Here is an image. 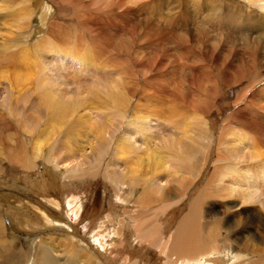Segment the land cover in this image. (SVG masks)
I'll return each mask as SVG.
<instances>
[{
  "label": "rangeland",
  "instance_id": "1",
  "mask_svg": "<svg viewBox=\"0 0 264 264\" xmlns=\"http://www.w3.org/2000/svg\"><path fill=\"white\" fill-rule=\"evenodd\" d=\"M33 1L35 0H24L23 2L24 4L18 2L16 6L22 9L21 12L23 13L24 16L26 15V17L24 18L25 20L24 19L23 20L24 22L26 21L28 24L26 22L25 24L27 25L30 24L28 27L25 28V30H20V31L26 32L25 34H28L27 31L30 32V37H27L26 35V38L24 37L25 39H23V36L25 35H20L22 37L21 42L18 41L14 43V44H19L20 46L19 45L13 46L12 40L13 38H15L17 34V30H16L17 25L21 23L23 20L14 21L11 19V20H7L6 22H4L5 17L1 15L2 11H0V34H1L0 35V46L3 45V42L5 40H9L6 46L7 48L11 47L10 50L18 52L19 50H16L17 48L19 47L23 49L25 48L26 57L21 56L19 59H22V60L21 61L19 60V61L21 63L22 62L25 63L26 66H29L27 69H35V68L37 69V67L39 66L38 71H39L40 65H44L42 66L43 70L45 69L43 72V75L47 79L46 81L50 83L45 86H47L48 88L54 89L53 87H56L59 85L58 89H60V87L61 89L58 90L59 92L57 93V95L62 96L63 94H66V95L68 94L67 95L68 98H66V102L70 101V102L77 103V104H72L73 109L75 108V110H73V116H79L80 122H81V123L79 122L80 124H78V127H77L78 130H77V136H76L77 137L76 144L78 145L83 144L82 142L84 138L82 136L88 128L92 127L93 124L95 125L93 127L92 133L96 131V129L98 128L100 124L98 122L100 121V118H101L99 116V112H103V117L107 118V120L111 122L108 125H106L107 127L106 129L108 131L105 134L106 135L105 138L107 141L106 148H103V149L100 148V146H98L99 144L97 143L96 139H91L89 141L91 143L90 144L91 147L93 144V146L97 148L95 152L99 150L98 151L99 153L97 152L98 154L95 152L94 154L91 151V149L87 148L88 149L87 150L85 148L84 150L85 153L83 151H80L75 159L72 160L70 158L66 160L64 157L63 151H59V153L56 152L57 154H55V156L49 162L45 161V163H43L42 156L44 155V152L52 143H54L55 139L57 140V136L55 134L56 128H54L51 123L46 124V125L40 124L42 122V117L39 119L40 122L36 126H34V123H33L37 119L36 117L38 113L36 109H35V112L31 109L32 104H33L31 102H34L37 96L38 90L36 91L35 87L39 86V81H35L37 84L35 82H33L35 84L31 83V81H30V84L25 83L29 85V87L27 85L25 86V84L21 82V84H23L22 86L23 89L24 88L26 89L28 87L27 90L24 89V92L22 91V93H24L23 98L20 100L22 104L17 103L16 105L15 104L11 105L7 102L8 100H10L9 93L11 92H10L9 81L11 80L10 78H11L12 71L7 70L6 68L0 69V121L2 120V118H4L6 121L13 124V126L15 127L18 126V129H22L21 128L22 123H24L25 125H29L27 127L32 128L34 131L32 135H26L29 138H31L30 143L28 141H25V138L23 136L22 138H24L25 146L26 147L28 146L27 148H28L29 153L30 154L34 153L36 156H40L39 157L40 159L35 162V165L31 169L30 168L27 169L24 167L20 168V167H15V166H9L5 160H3L4 161L3 165L0 164V193H1L0 202L2 204H5L4 207H2V205L0 204V219L2 218V221L0 220V225L3 228L2 232L0 231V237L3 236L2 238L7 239V245L4 243H0V246L3 244L5 245V246L3 245V248L0 249V264H27V261H28V264H36V257L38 253L42 250V248H39L36 245L40 244L41 239H44V241L51 242L52 238H54L53 245L57 250L56 251L51 250V249L49 250L50 258H47L46 256L43 255L42 259L44 261L41 264H69V263L70 264H86V257L84 255H78L79 253H84V252L87 253L89 256H92V259L94 260L92 262L93 263L95 262L94 264H162V261L163 263L165 262V264H171L172 262L174 263V261L178 264L180 260L176 261V260L166 259L159 252L160 250L159 248H161L160 247L161 240H164L166 243L168 240L171 241V239H173L176 236L175 234H178L176 233V231H178L177 230L178 225L185 220L184 218L196 217V218H201L204 222H206V221H209L207 217L204 216L205 213L207 212H212L215 215V219H219L222 217L224 218V215H226L227 210L223 208V205L228 204V202L231 200H234L235 202H237V205L235 206L234 209L236 210L238 208L239 211L238 210L236 211L239 212V217L248 215L251 210H253V212L255 210L257 212H262V214L264 215V210H263L264 202H261L260 201L261 198L259 199V197L255 198V200H257L259 203L257 201H256L257 203L253 202L252 203L253 205L250 203V205H252L251 207L249 204H245V205L243 204L244 206L241 205L240 199L236 197L235 198L220 197V196L212 197L210 195L208 196L206 195V194L212 193V190L219 188L220 184L221 185L224 183L226 184V181L222 182L223 179H220V178L225 179L228 175L227 173L230 172L231 170L234 171L235 169L238 170L239 168L240 170L238 171H240L241 173L240 176L243 181V179L246 180L251 175L250 173H251V170L253 169L252 167H255L254 165L244 166L242 165V163H239L235 158H232L233 159L232 160L231 155L228 154V149L233 147L231 143L232 142L235 143L236 142L235 140H237V138H239L240 136H242L240 138L243 139V140L241 139V141L244 143L247 142L245 141L246 139L245 137L247 138L250 137V134L246 131L245 128L235 126V120L239 119L240 118L239 116H242L243 114L244 115L248 114V112L250 111L248 109L251 107L250 102L254 101L252 99L253 96L259 98V101H261L260 103H263V100H264V97H263L264 96V79H263L264 70L261 69L257 72L253 70V68L251 70L247 69V67H245L246 65L242 67L239 64L236 65L235 62L230 63L231 60L229 59L231 58L227 59L226 57H222L221 60H219L222 65L220 64V66H217L216 68L207 67L206 60L202 57H198V59L191 61L193 63H191L190 61L184 58L182 49L186 48L188 43L184 39V35L180 34L181 31L179 30L181 28L179 26H175V28L173 29L172 27H174L175 22H171L168 19L171 17L174 11L184 9L189 5L191 7L196 2H200L202 0H174V1L166 0L167 2L165 0L164 1L162 0L153 1L152 0V2L151 0H139L140 2L136 0L138 2V5H137V2H135V0H130V1L128 0L127 3L132 1L131 3H128V4L135 5V6L128 5L129 7L127 6L124 0L121 2H118V0H109L111 1V4H110L111 6L108 3L109 1L105 0L106 3L109 5V8H108L109 10H111L110 7L114 8V10L112 9V11H109L108 9H107L108 11L106 10L108 5L104 3L105 2L104 0H103L104 2L102 1V3L103 5L104 4L107 5L106 7L105 5L104 6L102 5L103 7L97 6V4L99 5V3L101 5V2H99L101 0H93L94 2L92 0H78V1L70 0L69 1L71 2L70 4H68V0H61V1L55 0L61 4V5L60 4L58 5L57 9H55V7L53 8V5L49 0H36L38 2L39 12H37L38 11L37 9H34L35 11L34 15H33V8H32ZM144 1L145 2L147 1V2L145 3ZM27 2L31 4H27ZM87 2H89L91 6L88 7L89 3L87 4ZM173 2L174 4H172ZM95 3L97 4L93 5ZM114 3L116 6L114 5ZM123 3L126 4L124 9L122 8L123 6L121 7ZM141 3L143 4L141 5ZM167 3L170 7L167 5ZM1 4L2 3L0 1V6ZM166 7L169 9H167ZM207 7H205L204 13H202L203 16L208 12ZM120 9H122V11H120ZM166 9L169 11H167ZM112 12H114V14ZM167 12L168 13L170 12L169 14H171L172 12V14L168 15ZM202 15H199V18H202L203 17ZM88 17L90 18V20ZM162 17L163 18L165 17L164 19L165 23L162 22L163 20ZM199 18L197 20H199ZM83 19H85V21ZM91 19L93 21H91ZM140 19L143 21H141ZM53 21L56 22L57 27L51 23ZM91 22H92L93 27L90 24ZM49 24L50 25L52 24L51 25L52 27ZM150 24L152 25V27ZM160 25H161V28H160ZM96 26H98V28ZM147 26H150V27H147ZM36 28L39 30H37ZM69 28L70 30H68ZM95 28L97 30L101 29L99 30L100 33ZM156 28L158 30L163 29L161 31L163 35ZM167 28H168L167 35H164L166 34L165 31L167 30ZM146 29L148 32L146 31ZM190 29H192L195 32V28L191 27ZM156 30L159 32L158 34ZM169 30H172V32ZM153 31L154 33H156L154 34L155 36H153V33H152ZM56 33H60V34H56ZM209 33L212 34L213 32L210 31ZM221 33L222 35H225L224 30L223 32L221 31ZM159 34L164 36V38H160L161 35L159 36ZM174 34L175 35L178 34V38ZM59 35L61 37L71 36L72 40L69 44L70 46L67 44H64V42L63 43L60 42V40L59 42H56V39H54L53 36H55L56 38L58 37V39H62L61 37H59ZM156 35L162 40H159V38H156L157 37ZM171 35H174L175 37ZM165 36H166V40H165ZM167 36L170 39H167L168 38ZM3 37L6 39H4ZM232 37H234V35ZM171 38L172 39L174 38V40L176 39V41L172 40ZM83 45H84V48H82ZM191 46L194 47V50L198 49L200 53H205V50L202 46L200 45L198 46V44L196 43H192ZM125 47L127 51L123 50ZM35 48L37 50H35ZM38 52H40L41 54ZM27 54L29 56H27ZM39 58H44V59H41L42 63H41V60H39ZM23 59H25V61ZM95 62H98V63H95ZM45 63L47 64L45 65ZM35 64L36 65L39 64V65H37L36 67ZM227 64H230L231 66L230 71L232 70L231 72L230 71L226 72L228 70ZM185 67L189 70H187ZM200 67H204L205 71L203 70L204 71L203 72L200 69ZM97 70L99 73L97 72ZM177 70L179 71V73L177 72ZM131 71H134V72H131ZM46 72H48L49 75ZM239 72L242 73L240 76H238L239 78L242 75L243 76L245 75L246 78L244 77L245 79L243 78L240 82L235 83L233 85V82H237L239 80V78H237V75L240 74ZM19 73L20 74L22 73L21 78L23 74H26L24 71L19 72ZM29 75L30 74H28V76L26 75L27 77H25L24 75L23 78L24 79L26 78L30 79L31 77L33 78V76H29ZM208 75L209 77L211 76V79L213 81L214 79L216 80L217 86L210 85L207 87V84L206 86H204V79H206ZM221 75H223L224 77L226 76L229 79L228 85L227 84L225 85V83H222L223 76L221 77ZM62 76L65 77L64 79L67 81H65L64 79L62 80L61 79L63 78ZM52 78L53 80L51 81ZM55 79L57 80V82H54L56 81ZM58 80H60V83L62 84L60 83L58 84L59 82ZM50 81L57 83L58 85L57 84L53 85V83H51ZM259 81H261L260 84H258ZM253 82H255V84L253 85V87L255 86V89H251V88H250L251 90L248 89L247 86L251 85V83ZM105 84H110L108 85L109 89L107 88V85ZM123 84L127 86L124 87ZM200 84L203 87H201ZM132 85L133 86L135 85V89L138 90V91L136 90L137 92L133 89ZM5 87L7 88L6 90H4ZM31 87H33V89ZM14 88H15L14 86L13 88L11 86L12 92ZM81 89L85 90L86 92L85 91L83 92V90ZM88 89L89 90L91 89V90L89 91ZM61 90H63V92ZM254 90H255L254 92L255 94L250 97L251 93H253ZM133 93H134V96L132 95ZM69 94L71 96L74 95L73 97L75 96L76 97L72 99V97ZM105 94L110 95V99L105 98L104 97ZM125 94H126L125 97L126 98L128 97V98L124 100L123 97ZM130 94H131V97H130ZM69 98H71L73 101ZM200 98L202 99L200 100ZM39 100H41L44 104H46L47 99L39 98ZM75 100L79 102H76ZM126 103L127 104L129 103V104L127 105ZM243 104H245L246 107ZM83 106H86V108L84 107L85 108L84 109ZM152 106L156 107V109L154 107L152 108ZM182 106H194L196 111L194 112L184 111L182 110L183 108ZM200 106L201 107L203 106V107L201 108ZM169 107L172 108L173 110L175 109L174 111H179L180 113L177 114L176 112L173 113L171 111H168L167 108ZM81 108L84 110L82 111ZM254 108L256 109L257 107H254ZM149 109L151 110L149 111ZM152 109H154V111ZM161 110H164V112H161ZM201 110L203 112H201ZM237 110L239 111L246 110L247 112L240 113V112H237ZM84 112L85 113L87 112V113L85 114ZM199 112L203 115L205 113H207L208 115L205 114L206 116L204 115L203 117V115L201 116ZM234 112L235 113L237 112L236 115L238 116V118L236 115L233 116ZM80 113H84V114L79 115ZM191 113H194L195 115L193 116V114ZM262 113H264V109L258 112V117L257 116L253 117V114H251L252 116L250 115L249 117V114H248L247 117L246 115L245 116L243 115L241 119L245 120L246 124H248V122H251L249 124H253V125H256L257 127H261L263 125L261 123L257 124L258 123L257 121L259 120L258 118L260 117L264 118V114L262 115ZM197 114L198 116L199 115L200 116L195 117ZM145 116H146V119L144 118ZM185 116L187 117L185 118ZM179 117L181 120H179ZM200 117L201 119H203V122L202 121L199 122L198 119ZM193 118H195L194 124L196 126L193 124V121H190V119H193ZM234 118L236 119L234 120ZM251 118H256L257 120L251 119ZM142 121L144 123L146 122L145 125ZM168 121H171V122L169 123ZM181 121L186 123L187 125L184 126L185 124L181 123ZM154 123L157 124L158 126L155 125ZM196 123H198V125ZM162 124H165L164 125L165 127ZM171 124L176 125V127L174 126L176 129L174 127L173 129L171 127L172 126ZM191 124H193L194 126H191ZM177 125L178 126L181 125L183 128H185L184 130H186V127H187L186 133L184 131L183 132L185 134L182 133L183 129L177 128ZM199 125L206 128V129L202 128L204 129L202 131V136L200 135L202 129L198 128ZM142 126L145 128L143 129ZM156 126L157 128L154 129L153 127H156ZM221 128L223 129L221 130ZM147 129H150V130L147 131ZM172 129L176 131L171 132ZM177 129L178 131L181 130V133H179ZM146 131H147V134L149 133L148 134L149 137L147 136V134H144L146 133ZM11 132H14V131L13 130L4 131L1 133V135L8 136L9 138L8 134H10L9 139L11 138L13 139L8 140V142L10 141L9 144L14 145L16 142V139L18 140L20 139L17 134L15 135L14 133H11ZM141 132H143L142 134H144V136L147 138L143 137ZM174 132H177L178 136L181 134V136L178 138L176 136L177 133H174ZM173 133L175 134V137L178 138V141H177V138L176 139L174 138ZM203 133H207L208 135L205 134L204 135L205 138L202 139V137H204ZM109 134L111 135V137ZM157 134L159 135V137H157L158 136ZM167 134L170 136H168ZM232 134L234 135L232 136ZM161 135L162 137H165L163 141H162ZM185 135L190 136V138L188 136L186 138ZM195 135H196V138H199L202 140L201 141L197 139L194 140L195 138L193 136ZM120 136H122L125 140L128 139L133 145L136 144L135 146L138 148L137 151L139 150L138 154L134 152L136 155L135 154L132 155L133 152H132V149L129 148V146L122 147L119 150H114L115 139L119 138ZM151 136H153V139L154 138L155 139L153 140ZM160 137H161V140H160ZM168 137L169 139H166ZM182 137H183V141H182ZM144 138L147 139L145 142L149 141L151 143H155L156 141L159 140L165 143V144H161V142L155 143V145L152 148L153 151L156 150L158 152H161L160 153L161 157L157 160L159 162V168L161 169L160 171L166 172L169 170L168 172H175L177 169H180V167H182L180 171L178 170L174 175H172L173 177L169 175L170 176L169 178L168 176L165 177L164 179L160 178L162 179V181H160L159 183L163 182V184H161L159 189L161 188L164 189L165 187L164 190H169L171 188L174 190V192L177 193V195H175V197L173 198V200L174 201L176 200V201L174 202L172 200V203L170 205H169V200H170L169 198L166 201L163 200L165 202H168V205L170 206V207L169 206L167 207L168 209L165 208L166 209L165 211L161 210L162 208L161 207L162 201L160 200L161 197L160 198H157V197H154V198L146 197L145 198V196L147 195H144L142 191L143 190L142 187L137 186V185L132 186V185H129L128 183H123V181L118 180L111 175L113 172L116 174L122 175L124 171L122 166L125 164V161H127L126 164L130 170L132 168L134 169L133 171L131 170L132 175H135V174L138 175L137 173L138 171L140 174V170L142 171L141 174L144 172L149 173L151 171L152 165L151 163L147 161L146 158L148 157L149 160H151L152 149L146 151L148 152V155H146V153L143 152L145 151L143 149L147 147V145L143 144L142 142L144 141ZM191 139H193L194 141ZM164 140L167 142L175 140V142H177V144L175 143L177 147L174 145L176 148H173V149L176 151H179L180 153L183 152L182 151L183 149L181 150L182 147H180L179 149V145L183 143L179 142V140L184 142V144H187L186 143L187 140L188 142L190 141V143L193 142V146H192L193 150H190L188 154L187 153L182 154V155L185 154L186 156L185 155L184 156L189 159L183 158L182 160H180L181 164L177 165L176 160L171 158V155H170L175 151L172 149V147H168V145H166V142H164ZM140 142H141V145H140ZM196 142L199 144L201 142V144L203 143L205 146L203 147V144L202 145L200 144V147H199V144L197 145ZM219 143H221L222 146L219 145ZM69 145L70 146L72 145V137H71V143H69ZM194 146L196 150L194 149ZM164 149L166 151H164ZM162 150L164 151V153ZM1 151H2V148L0 146V152ZM115 151L121 152L118 157ZM40 152H42V154ZM124 153L127 156H124ZM197 153L199 157L197 156ZM140 154L143 158H140L141 157ZM166 154L167 155L169 154V156H166ZM95 155L99 157L97 156L94 157ZM110 155H112L113 158ZM91 156L93 157L90 158ZM91 159L92 161L90 162ZM186 159L187 161L191 160L192 162L191 163L186 162ZM108 160L109 161L113 160V161H111V163L109 164ZM25 161H27V159H25ZM52 161H54V163ZM143 161H146V162H143ZM182 162L184 163L186 162L185 163L186 166L188 165V163H190V165H188L189 169H187V167L184 166ZM87 163H89V165ZM228 165H230L231 167L230 170L226 168L228 167ZM175 166H178L179 168ZM46 168H51L57 173L60 172L59 175L56 176V180L59 186L58 191H57L58 192L57 197L59 198V201H61V203L62 202L64 203V205L63 204L62 205L65 206V201L72 200L73 207L74 206L76 207V204H77L79 208L78 207L76 208H78L80 214H82L81 220H83V222H81L80 218H75L73 217L74 215L66 213V211L65 213L62 214L63 217H65V219L69 218L70 221H73L75 219L74 220L75 229L72 228L71 230L73 238L75 239V241L78 242L77 245H74L79 249L78 253L76 251L77 256L75 258L72 256H69V253H66L64 251L66 246L72 245L70 240L66 238L67 234L65 232H57L55 230L50 231L51 229L50 230L48 229L49 226L42 227V225L45 224L43 221L41 222L33 221V220H39L41 217V213L39 212L33 213L31 211L32 209L28 210V218L31 221H33V223L26 230L21 229L17 222L11 221V219H9L7 214L4 213L5 212L4 208L6 207V204L8 203V199L12 198L11 200H13L12 196L14 195H17L18 198L21 199L23 196V192H25V189L23 187L22 180H21V178L24 176L23 174L26 172L29 176H31L32 179L48 177L49 173ZM224 168L226 170H224ZM110 170L112 171L110 172ZM188 170L191 171L190 174L188 173L189 172ZM181 171L182 172L184 171V174ZM213 171H214V177L211 179L210 176L211 174H213ZM222 171L225 173H223ZM260 173L257 172L258 174L257 180L260 182V184L264 188V176L262 173L261 174ZM62 181L68 182L69 185H65V186L61 185ZM169 182L171 185L168 184ZM181 183L185 185L183 184L181 185ZM238 184L242 185L243 183L241 181H238ZM214 185H216L217 187ZM159 191H160V195L162 196L163 192L161 190ZM259 193H261L262 195V192H259ZM49 194L53 196V193L51 191L48 193V195ZM26 195L29 196L27 193ZM34 199L35 198H31V200L33 201ZM79 202H80V205H79ZM181 208L183 211H181ZM247 209H251V210H247ZM242 210H245V211H242ZM155 213L157 215H155ZM175 215L177 216L175 217ZM83 217L84 218L90 217V220L88 221L91 224H93L92 226H95L97 229L96 231H94V235H93V232L91 233V236H93V238L95 237V232L102 234L100 238L102 236L103 238H105L104 235L108 232L110 238L112 239L111 241L107 240L108 243L109 241L111 242L110 253L108 252L107 254L98 255L94 250H92L91 246H87V244L83 240L84 235H83V230L81 227V225H83L87 219L84 221ZM168 217L175 218L176 220L173 224L170 225L172 226L170 231H165L166 227L168 226V223L166 222ZM262 217L264 219V216ZM137 219L138 220L147 219V220H150L151 222L148 228L141 233V237H140L142 238L141 240H139L138 233L136 232L135 227H134L135 224L137 223ZM256 219L257 218L254 219L252 217L251 220H253V222H250V221L243 222L244 225L251 226L254 229V231H251V232L250 230L252 229L247 230L253 235L252 238L249 240L244 238L243 236H246L247 233L246 231H243L242 235L236 234L235 241L237 243L234 242L235 236H232L231 233L228 234L224 226H221L222 227L221 228L220 225L215 226L214 224L212 233L215 234L216 242L218 240H224L225 237H228L224 245L226 247L221 245L222 244L221 242L215 243L216 247L218 248V252L215 253L217 254L215 255V259L221 260L222 264L224 262L227 263V261H229L232 264L234 263L236 264L237 262H241V261L247 262L248 260L250 261L251 264H259L257 254H256L257 256L254 254L251 255L247 253L246 251H243L244 249L239 248L241 243L244 241L246 245H249L252 248L259 249L261 247H264V229L260 230L259 228L260 225L257 224ZM72 224H69V225L71 226ZM16 227H18L19 229ZM196 230H197L198 238H202L201 236L203 237L206 236V234L202 231V228L198 227ZM257 232H259L260 234H258ZM119 233H121L122 237H120ZM146 238L148 240H152L150 243H153V244H149L148 247L141 246L142 242L146 240ZM226 243L228 245H226ZM12 244L18 245L20 247L19 251L21 252L13 250L11 247ZM92 244H93V241H92ZM211 244L212 243H210L209 245ZM172 255H174V253ZM54 259L56 262L54 261Z\"/></svg>",
  "mask_w": 264,
  "mask_h": 264
},
{
  "label": "bare ground",
  "instance_id": "2",
  "mask_svg": "<svg viewBox=\"0 0 264 264\" xmlns=\"http://www.w3.org/2000/svg\"><path fill=\"white\" fill-rule=\"evenodd\" d=\"M1 1V6H0V11L1 12V15H3L5 17V20L4 22H6L7 20H14V21H19V20H23L26 15L24 16L23 13L21 12L22 9L19 8V7H16L17 6V3L20 2V3H23V1L21 0H0ZM52 5H53V8L55 7V9L58 8V5L60 4L58 1H55V0H49ZM61 1V0H60ZM70 0H68V4H70L71 2H69ZM78 1V0H77ZM93 1V0H92ZM103 0L99 1L101 2V5L99 3V5L97 3L93 4V5H96L101 7L103 5L102 3ZM105 1V0H104ZM103 1V2H104ZM109 1V0H107ZM123 0H118V2H121ZM128 5H134V4H128V3H131V2H128V0H124ZM130 1V0H129ZM139 1V0H138ZM155 1V0H153ZM164 1V0H162ZM166 1V0H165ZM171 1H174V0H171ZM26 2V1H25ZM44 2V1H43ZM42 2V3H43ZM57 2V3H56ZM63 2V1H62ZM94 2V1H93ZM124 2V3H125ZM135 2H137L135 0ZM140 2V1H139ZM142 2V1H141ZM145 2V1H144ZM147 2V1H146ZM145 2V3H146ZM152 2V0H151ZM158 2V1H157ZM167 2V1H166ZM33 3V15L35 13L34 9H37L39 12V9H38V2L35 0L32 2ZM41 3V4H42ZM50 3V4H51ZM79 3V2H78ZM89 2H87L88 4ZM92 3V2H91ZM106 3V1L104 2ZM109 5L111 4V1L108 2ZM121 5V7L124 9L125 5L124 4ZM134 3V2H133ZM150 3V1H149ZM163 3V2H161ZM171 3V2H170ZM169 3V4H170ZM24 4V3H23ZM27 4H31V3H28ZM86 4V5H87ZM107 4V3H106ZM143 3H141L142 5ZM174 4V2L172 3ZM182 4V3H181ZM61 5V4H60ZM105 5V4H104ZM103 5V6H104ZM108 5V4H107ZM105 5V7L107 6ZM109 5L107 6L106 10L109 8ZM113 5V3H112ZM115 5V3H114ZM137 5H138V2H137ZM145 5V4H144ZM148 5V4H147ZM161 5V4H160ZM163 5V4H162ZM166 5V3H165ZM164 5V6H165ZM168 5V3H167ZM171 5V4H170ZM42 6V5H40ZM84 6V5H83ZM91 6V4L89 3L88 4V7ZM102 6V7H103ZM111 6V5H110ZM116 6V5H115ZM126 6V7H127ZM135 6V5H134ZM140 6V4H139ZM138 6V7H139ZM169 6V5H168ZM167 6V7H168ZM172 6V5H171ZM208 6V7H207ZM28 7V6H26ZM51 7V6H50ZM129 7V6H128ZM137 7V8H138ZM143 7V6H142ZM146 7V6H145ZM166 7V8H167ZM170 7V6H169ZM205 7H207V13L203 16L202 13H204V9ZM44 8V7H43ZM94 8V7H93ZM111 10L109 11H112V9L114 10V8L110 7ZM161 8V7H160ZM75 9V8H74ZM127 9V8H125ZM143 9V8H141ZM169 9V8H167ZM166 9V10H167ZM180 9V8H179ZM107 10V11H108ZM24 11V10H23ZM49 11V10H48ZM60 11V10H58ZM68 11V10H67ZM120 11H122V9H120ZM169 11V10H167ZM114 14V12H112ZM131 13V12H130ZM162 13V12H161ZM168 13V12H167ZM166 13V14H167ZM170 13V12H169ZM168 15H171L169 14ZM69 14V13H68ZM71 14V13H70ZM129 14V13H128ZM55 15V14H54ZM136 15V14H135ZM159 15V13H158ZM199 15H202L203 17L202 18H199ZM74 16V15H73ZM127 16V14H126ZM166 16V15H165ZM49 17V16H48ZM68 17V16H67ZM157 17V16H156ZM35 18V17H34ZM83 18V17H82ZM89 18V17H88ZM141 18V17H140ZM163 18V17H162ZM168 18V17H167ZM166 18V20H167ZM173 18V19H172ZM199 18V20H197ZM87 19V18H86ZM164 19L165 17L163 18L162 22H164ZM194 19V20H193ZM25 20V19H24ZM24 20L19 23L16 27V30H17V34L15 36V38H13V46H17L19 44H14L15 42H18L22 40V37L20 35H25L23 36V39L26 38V35L27 37H30V32L27 31V33L29 34H25L26 32H23V31H20V30H25L26 27H28L29 25L25 24ZM30 20V19H29ZM85 21V19H83ZM82 20V21H83ZM90 20V18H89ZM141 20V19H140ZM169 21L171 22H175L172 23L174 24V27H172L173 29L175 28V26H179L181 29L179 31H181V35L183 34L184 35V39L186 40V42L188 43L187 47L182 49L183 50V54H184V58L188 61H194L195 59H198V57H202L206 60V65L207 67H213V68H216L217 66H220V61L222 57H226L227 59L231 60V62H235L236 65H241L242 67H244V65H246L245 67H247V69H252L255 70V71H259L261 69L264 70V0H202L200 2H196L195 4H193L191 7L190 5L187 6L186 8L184 9H181V10H176L173 12V14L171 15V17L168 19ZM83 21V22H84ZM91 21H93L91 19ZM103 21V20H102ZM143 21V20H141ZM159 21V20H158ZM13 22V21H12ZM11 22V23H12ZM90 22V21H88ZM150 22V21H149ZM167 22V21H166ZM31 23V22H30ZM54 26H56V22H51ZM165 23V22H164ZM168 23V22H167ZM51 24V25H52ZM85 24V23H83ZM92 25V22L90 23ZM144 24V23H143ZM146 24V23H145ZM171 24V23H170ZM11 25V24H10ZM15 25V24H14ZM50 25V24H49ZM50 25V26H51ZM97 25V24H96ZM151 25V24H150ZM13 26V24H12ZM59 26V25H58ZM154 26V25H153ZM159 26V25H158ZM157 26V27H158ZM38 27V26H37ZM52 27V26H51ZM57 27V26H56ZM69 27V26H68ZM93 27V25H92ZM98 28V26H96ZM101 27V25H100ZM99 27V28H100ZM147 27H150V26H147ZM152 27V25H151ZM156 27V26H155ZM170 27V28H171ZM191 27L195 28V32L190 29ZM160 28H161V25H160ZM177 28V27H176ZM37 29V28H36ZM96 29V28H95ZM102 29V27H101ZM99 29V30H101ZM157 29V28H156ZM39 30V29H37ZM70 30V28L68 29ZM97 30V29H96ZM99 30H97L99 32ZM154 30V28H153ZM158 30V29H157ZM157 34L159 33L158 31H161V30H158ZM225 32V35H222L221 31ZM104 31V30H103ZM145 31V30H144ZM147 31V29H146ZM150 31V30H149ZM167 31H168V28L167 30L165 31L166 34L164 35H167ZM172 32V30H169ZM175 31V30H174ZM212 31L213 33L210 34L209 32ZM13 32V31H12ZM66 32V31H64ZM93 32V31H92ZM148 32V31H147ZM100 33V32H99ZM153 33V36H155L154 34V31L152 32ZM175 33V32H174ZM177 33V32H176ZM56 34H60V33H56ZM66 34V33H65ZM72 34V33H71ZM70 34V35H71ZM147 34V33H146ZM163 35V33H161ZM159 34V36L161 35ZM169 34V33H168ZM1 35V34H0ZM62 35V33H61ZM73 35V34H72ZM71 35V36H72ZM160 38H164V36H162ZM175 35V34H174ZM171 35L173 37L177 36L178 38V34L177 35ZM234 35V37H232ZM7 36V34H6ZM64 36V34H63ZM71 36H65V37H61L59 35V37H61L62 39H58V37L56 38L55 36L54 39H56V42H64V44H67L69 45L71 40H72V37ZM94 36V35H93ZM106 36V35H105ZM104 36V37H105ZM157 36V35H156ZM170 36V37H171ZM5 37V36H4ZM3 37V38H4ZM25 37V38H24ZM103 37V36H102ZM168 37V36H167ZM114 38V37H113ZM153 38V37H152ZM156 38H159L158 36ZM159 40H162L160 39ZM183 38V37H182ZM6 39V38H4ZM43 39V38H42ZM115 39V38H114ZM117 39V38H116ZM145 39V38H144ZM167 39H170L169 37ZM172 39V38H171ZM17 40V41H16ZM85 40V39H84ZM103 40V39H102ZM106 40V39H105ZM121 40V39H120ZM164 40V39H163ZM165 40H166V36H165ZM174 40V38L172 39ZM179 40V39H178ZM2 41V40H1ZM9 40H5L3 42V45L0 46V69L1 68H6L7 70H10L12 71V74H11V80L9 81V85H10V100H8L7 103L9 104H17V103H21V99L23 98V94L22 91L24 92V89H23V84L22 83H29L30 84V81L31 83L35 82V81H39V88L38 87H35V90L37 91V96L35 98V101L34 102H31L33 103L32 104V107L31 109L35 112V109L37 110V119L33 122L34 123V126H36L39 122H40V118L42 117V122L40 124H43V125H46V124H49L51 123L53 125L54 128H56L55 130V134L57 136V140L55 139L54 143H52L47 149L46 151L44 152V155L42 156V160H43V163L46 162H49L54 156L55 154L59 153V151H63V154H64V157L66 160L68 159H75L78 155V153L80 151H83L85 150V148H89L91 149V151L94 153L97 148L95 146H93L92 144V147H91V143L89 142L91 139H96L97 143L99 144L98 146H100V148H106L107 147V141H106V138H105V134L108 132L107 131V127L106 125H108L111 121H108L107 118L103 117V112H99V116L101 117L100 118V121L98 123L99 126L98 128L96 129V131L94 133L93 132V127L95 124L92 125V127L88 128L86 130V132L83 134V144L82 145H78L76 144V140H77V130H78V124H80V117L79 116H73V110H75V108L73 109V105L72 104H77V103H74V102H66V98H68V94H61L62 96H58L57 93L59 92L58 90L61 89H58L59 87V83H60V80H58V84L57 83H54V82H57L54 81V82H51L53 80V78L51 79V83L54 84H57L58 86L56 87H53L54 89H51V88H48L47 86L45 85H48L50 84L49 82H47L45 76L43 75V67L44 65H40V68H39V71H38V67L37 65L39 64H35V66L37 67V69H27L29 66H26L25 63H21L20 61L22 59H19L21 56H25L26 55V50L25 48H17L16 50H19L18 52L17 51H13V50H10V48H7V43H8ZM80 41V40H79ZM117 41V40H116ZM169 41V40H168ZM176 41V39L174 40ZM25 42V41H24ZM46 42V41H45ZM47 43V42H46ZM97 43V42H96ZM106 43V42H105ZM123 43V42H122ZM158 43V42H157ZM192 43H196L198 44V46H202L205 50V53H200V51L198 49L194 50V47L191 46ZM88 44V43H87ZM121 44V42H120ZM25 45V44H24ZM144 45V44H143ZM10 46V45H9ZM12 46V45H11ZM20 46V45H19ZM38 46V45H37ZM70 46V45H69ZM140 46V45H139ZM43 47V46H42ZM41 47V48H42ZM182 47V45H181ZM45 48V47H44ZM84 48V45L83 47ZM87 48V47H86ZM122 48V47H121ZM35 50H37L35 48ZM43 50V49H42ZM123 50H126V47L123 49ZM33 51V50H32ZM39 51V50H38ZM90 51V50H89ZM121 51V50H120ZM127 51V50H126ZM168 51V49H167ZM41 52V51H40ZM38 52V53H40ZM43 52V51H42ZM70 52V51H69ZM46 53V52H45ZM50 53V51H49ZM41 54V53H40ZM103 54V53H102ZM27 56H29L27 54ZM103 56V55H102ZM137 56V55H136ZM174 56V55H173ZM26 57V56H25ZM33 57V56H32ZM36 57V55H35ZM116 57V56H115ZM128 57V55H127ZM168 57V56H167ZM84 58V57H83ZM103 58V57H102ZM26 59V58H25ZM25 59H23L25 61ZM31 59V57H30ZM33 59V58H32ZM41 59H44V58H39V60ZM79 59V57H78ZM174 59V57H173ZM20 60V61H19ZM38 61V60H37ZM90 61V60H89ZM96 61V60H95ZM126 61V60H125ZM222 62V61H221ZM34 63V62H33ZM41 63H42V60H41ZM91 63V62H90ZM95 63H98V62H95ZM136 63V62H135ZM161 63V62H160ZM193 63V62H191ZM189 63V64H191ZM47 63H45L46 65ZM107 64V63H106ZM104 64V65H106ZM129 64V63H128ZM133 64V63H132ZM157 64V63H156ZM162 64V63H161ZM24 65V66H22ZM34 65V64H33ZM94 65V64H93ZM97 65V64H96ZM99 65V64H98ZM109 65V64H108ZM222 65V64H221ZM225 65V64H224ZM87 66V65H86ZM46 67V66H45ZM168 67V66H167ZM237 67V66H236ZM50 68V67H49ZM157 68V66H156ZM155 68V69H156ZM186 68V67H185ZM230 64H227V71L226 72H229L230 71ZM239 68V67H238ZM255 68V69H254ZM27 69V70H26ZM47 69V68H46ZM97 69V68H96ZM187 69V68H186ZM200 69L203 71H205V68L204 67H200ZM133 70V69H132ZM189 70V69H187ZM24 71L26 74H23L22 75V78H21V74L19 72H22ZM57 71V70H56ZM136 71V70H134ZM134 71H131V72H134ZM138 71V70H137ZM172 71V70H171ZM203 71V72H204ZM223 71V70H222ZM232 71V70H231ZM230 71V72H231ZM241 71V69H240ZM253 71V72H255ZM9 72V71H8ZM98 72V70H97ZM177 72L179 73V71L177 70ZM176 72V74H177ZM48 73V72H46ZM99 73V72H98ZM172 73V72H171ZM240 74L237 75V78H239L238 76H240L242 73L239 72ZM247 73V72H246ZM28 74H30L29 76H33V78L31 77L30 79L29 78H26L24 79L23 76L25 75V77L28 76ZM45 74V73H44ZM61 74V73H60ZM59 74V76H60ZM135 74V73H134ZM229 74V73H228ZM232 74V73H230ZM27 75V76H26ZM49 75V73H48ZM64 75V74H62ZM188 75V74H187ZM55 76V74H54ZM223 75H221L222 77ZM230 76V75H229ZM234 76V75H232ZM63 77V76H62ZM236 77V75H235ZM234 77V78H235ZM245 77V75L241 76L239 78V80L237 82H233V85L235 83H238L240 82L243 78ZM61 78V77H59ZM65 77L61 78L62 80L64 79ZM132 78V76H131ZM225 76H223L222 78V83H225V85L227 84L228 85V82H229V79ZM236 78V79H237ZM246 78V77H245ZM244 78V79H245ZM58 79V78H57ZM67 79V78H66ZM92 79V78H91ZM179 79V78H178ZM264 79V78H263ZM50 80V79H48ZM65 80V79H64ZM93 80V79H92ZM97 80V79H95ZM67 81V80H65ZM82 81V80H81ZM91 81V80H90ZM236 81V80H234ZM262 81V80H261ZM261 81L258 82V84L261 83ZM93 82V81H92ZM95 82V81H94ZM97 82V81H96ZM36 83V82H35ZM33 83V84H35ZM85 83V82H83ZM102 83V82H101ZM137 83V81H136ZM142 83V82H141ZM37 84V83H36ZM62 84V83H60ZM207 84V87L208 86H217V83H216V80L214 79V81L211 79V76L209 77H206V79H204V86H206ZM255 84V82L251 83V85H248V89H255V86L253 87V85ZM27 84H25L26 86ZM43 85V86H41ZM52 85V84H51ZM52 85V86H53ZM74 85V84H73ZM107 85V88H108V85L110 84H105ZM11 86L13 88V86L15 87L13 92H12V89H11ZM29 87V85H27ZM31 86V85H30ZM61 86V85H60ZM63 86V85H62ZM65 86V85H64ZM67 86V85H66ZM83 86V85H82ZM123 86H127V85H124ZM122 86V87H123ZM133 86V85H132ZM137 86V85H136ZM201 87H203L201 84H200ZM231 86V85H230ZM28 87L25 89L27 90ZM85 87V85H84ZM90 87V86H89ZM94 87V86H93ZM111 87V86H109ZM245 87V88H247ZM33 89V87H31ZM67 88V87H66ZM87 88V87H86ZM101 88V86H100ZM106 88V87H105ZM113 88V87H111ZM218 88V87H217ZM7 88L5 87L4 90H6ZM31 89V91H32ZM109 89V88H108ZM133 89L136 91L137 89H135V85L133 86ZM132 89V90H133ZM250 89V90H251ZM257 89V88H256ZM83 90V89H81ZM89 90V89H88ZM91 90V89H90ZM89 90V91H90ZM111 90V89H110ZM113 90V89H112ZM131 90V89H130ZM181 90V89H180ZM63 92V90H61ZM65 91V90H64ZM85 90H83L84 92ZM138 91V90H137ZM136 91V92H137ZM176 91V90H175ZM261 91V90H260ZM61 92V93H62ZM81 92V91H80ZM82 92V93H83ZM86 92V91H85ZM108 92V91H107ZM118 92V91H117ZM255 90L253 91V93H251L250 97L253 96L255 93ZM35 93V91H34ZM92 93V92H91ZM132 93V92H131ZM182 93V92H181ZM194 93V92H193ZM260 93V92H259ZM8 94V96H9ZM29 94V93H28ZM89 94V93H88ZM139 94V93H138ZM246 94V92H245ZM70 95V94H69ZM91 95V94H90ZM134 96V93L132 94ZM193 95V94H192ZM27 96V95H26ZM71 96V95H70ZM74 96V95H73ZM72 97L75 98V97ZM119 96V95H118ZM126 94L124 95V100L127 99L126 97ZM184 96V94H183ZM187 96V95H186ZM105 98H108L110 99V95L108 94H105L104 96ZM130 97H131V94H130ZM194 97V96H193ZM244 97V95H243ZM264 97V96H263ZM42 98H45L47 99L46 101V104H44L41 100ZM84 98V97H83ZM192 98V97H191ZM197 98V97H196ZM8 99V98H7ZM71 99V98H69ZM68 99V100H69ZM71 99V100H72ZM194 99V98H193ZM202 98H200L201 100ZM252 99L254 101L250 102L251 104V107L248 109L250 110L248 112L249 114V117L251 114H253V117L257 116L258 117V112L260 110H263L264 109V100H263V103H260L261 101H259V98L253 96ZM44 101V100H43ZM73 101V100H72ZM76 101V100H75ZM110 101V100H109ZM123 101V100H122ZM127 101V100H126ZM196 101V100H195ZM257 103H256V102ZM76 102H79V101H76ZM117 102V100H116ZM124 102V101H123ZM128 102V101H127ZM204 102V101H202ZM178 103V102H177ZM22 104V103H21ZM26 104V103H25ZM71 104V105H70ZM80 104V103H79ZM127 104V103H126ZM129 104V103H128ZM127 104V105H128ZM173 104V103H172ZM190 104V103H189ZM198 104V103H196ZM7 105V104H6ZM191 105V104H190ZM245 107L246 105L243 104ZM3 106V105H2ZM81 106V105H80ZM106 106V105H105ZM148 106V104H147ZM257 107L256 109L254 107ZM12 107V106H10ZM35 107V108H34ZM86 108V106H83V108ZM154 106H152L153 108ZM159 107V106H158ZM182 110L184 111H190V112H194L196 111V109L194 108V106H182ZM196 107V106H195ZM201 107V106H200ZM203 107V106H202ZM201 107V108H202ZM205 107V105H204ZM9 108V107H8ZM84 108V109H85ZM106 108V107H105ZM151 108V106H150ZM156 109V107H154ZM164 108V107H162ZM84 109L81 108V110L83 111ZM126 109V108H125ZM199 109V108H198ZM204 109V108H203ZM207 109V108H206ZM79 110V109H78ZM88 110V108H87ZM151 109H149L150 111ZM154 111V109H152ZM168 111H171L173 113H180L179 111H174L172 108H167ZM90 111V110H89ZM126 111V110H125ZM156 111V110H155ZM200 111V110H199ZM161 112H164V110H161ZM198 112V111H197ZM201 112H203L201 110ZM237 112H240V113H245L247 112L246 110H242V111H239L237 110ZM236 112V113H237ZM85 113V112H84ZM84 113H80L79 115H82ZM87 113V112H86ZM85 113V114H86ZM200 113V112H199ZM198 113V114H199ZM229 113V112H228ZM236 113L234 112L233 116L236 115ZM141 114V113H140ZM184 114V113H183ZM193 114V116L195 115L194 113H191ZM198 114L195 116V117H199ZM201 114V113H200ZM206 115H208L207 113H205ZM204 114V115H205ZM248 114L246 115V117L248 116ZM264 113H262L263 115ZM41 115V116H40ZM189 115V113H188ZM203 114H201L202 116ZM203 115V117H204ZM205 115V116H206ZM244 115V114H243ZM242 115V116H243ZM244 115V116H245ZM86 116V115H85ZM192 116V115H191ZM189 116V117H191ZM192 116V117H193ZM231 116V117H233ZM237 116V115H236ZM242 116H239L240 118L235 120L236 118H234L235 120V126L236 127H241V128H245L246 131L250 134V137L247 138L245 137V141H247L246 143L242 142L240 137L237 138V140H235L236 142L235 143H231L233 145L232 148H229L228 149V154L231 155V159L232 158H235L239 163H242V165L246 166V165H254L255 167H252L251 169V175L243 181L241 179V173L239 168L238 170H231L230 172H228L227 174V177L224 179V178H220V179H223L222 182H225L226 181V184H220L219 188L215 189V190H212V193H209V194H206L207 196L210 195L212 197H215V196H220V197H231V198H239L240 199V204L241 205H245V204H249L250 203L252 204L253 202L255 203L257 200H255L256 197H259L260 201L261 202H264V188L263 186L260 184V182L257 180V172H261L264 176V118L260 117L258 118L259 120L257 121L258 123L257 124H262L263 126L261 127H257L256 125H253V124H249L251 122H248V124H246V121L241 119ZM252 116V115H251ZM149 117V116H147ZM184 117V115H183ZM187 116H185L186 118ZM256 117V118H257ZM111 118V117H109ZM146 119V116L144 117ZM209 118V117H208ZM238 118V116H237ZM256 118H251V119H255L257 120ZM83 119V118H82ZM150 119V118H149ZM148 119V120H149ZM166 119V118H165ZM210 119V118H209ZM84 120V119H83ZM151 120V119H150ZM153 120V119H152ZM179 120L180 117H179ZM184 120V119H183ZM187 120V119H186ZM194 120L195 118L193 119H190V121H193V124H194ZM197 120V119H196ZM199 122H203V119H201V117L198 119ZM197 120V121H198ZM147 121V120H146ZM157 121V120H156ZM251 121V120H249ZM21 122V121H20ZM19 122V123H20ZM28 122V121H27ZM80 122V123H79ZM143 122V121H142ZM148 122V121H147ZM163 122V121H162ZM166 122V121H165ZM169 123L171 121H168ZM167 122V123H168ZM198 122V123H199ZM255 122V121H253ZM144 123V122H143ZM142 123V124H143ZM146 123V122H145ZM144 123V125H145ZM150 123V122H149ZM181 123L185 124L184 126H186L187 124L182 122ZM198 123H196L198 125ZM155 124V123H154ZM159 124V123H158ZM176 124V123H175ZM193 124H191V126H194ZM200 124V123H199ZM210 124V123H209ZM18 125V124H17ZM143 125V126H144ZM148 125V123H147ZM157 125V124H155ZM163 126L165 124H162ZM172 125V124H171ZM27 126L29 125H25L24 123H22V129H18V126L15 127L13 126V124H11L10 122L6 121L4 118H2V120L0 121V146L2 148V151L0 152V164L3 165L4 161L5 160L7 162V164L9 166H15V167H20V168H27V169H31L34 165H35V162L38 161L40 158V156H36L34 153L30 154L29 151H28V146L26 147L25 146V142H24V138H25V141H28L30 143L31 141V138H29L28 136L26 135H32V133L34 132L32 128H28ZM142 126V127H143ZM158 126V125H157ZM156 127H153L154 129L157 128ZM176 127V125H172L171 127ZM181 126V125H180ZM177 125V128L179 129H183L182 130V133H186V130H187V127H186V130H184L185 128H182ZM196 126V125H195ZM199 125V129H202V128H205L203 126ZM205 126V125H204ZM207 126V125H206ZM46 127V126H45ZM151 127V126H150ZM165 127V126H164ZM174 127V128H175ZM209 127V126H208ZM47 128V127H46ZM109 128V127H108ZM145 127H143L144 129ZM148 128V127H147ZM159 128V127H158ZM173 128V129H174ZM192 128V127H191ZM197 128V127H196ZM235 128V127H234ZM80 129V128H79ZM142 129V128H141ZM171 130V132L173 131H176V130ZM176 129V128H175ZM206 129V128H205ZM223 128H221L222 130ZM236 129V128H235ZM8 130H13L14 132H11V133H14L15 135L17 134L19 139H16V142L14 145H11L9 144L8 140H12L13 138L9 139L10 138V134L9 135V138L8 136H4V135H1L2 132L4 131H8ZM36 130V128H35ZM150 130V129H147V131ZM152 130V129H151ZM158 130V129H157ZM204 129L201 130V136H202V131ZM20 131V132H19ZM139 131V130H138ZM147 131L146 133L144 134H147ZM178 131V129H177ZM184 131V132H183ZM194 131V130H192ZM191 131V132H192ZM200 131V130H199ZM140 132V131H139ZM165 132V131H164ZM179 133H181V130L178 131ZM196 132V131H195ZM198 132V131H197ZM209 132V131H208ZM244 132V130H243ZM40 133V132H39ZM43 133V132H42ZM143 132H141L142 134ZM163 133V132H162ZM167 133V132H166ZM169 133V132H168ZM174 133H177V132H174ZM173 133L174 135V138L176 139L177 137L179 138L181 136V134L178 136V133L176 134L177 137H175V134ZM184 133V134H185ZM194 133V132H193ZM234 133V132H233ZM238 133V132H237ZM241 133V132H240ZM44 134V133H43ZM143 135V137H145ZM149 134V133H148ZM147 134V136H148ZM159 134V133H158ZM157 134V135H158ZM196 134V133H195ZM207 134V133H203V136ZM14 135V136H15ZM110 135V134H109ZM113 135V134H112ZM141 135V136H142ZM168 135V134H167ZM208 135V134H207ZM219 135V134H218ZM234 134H232L233 136ZM22 136L24 138H22ZM117 136V135H116ZM164 136V135H163ZM166 136V135H165ZM170 136V135H168ZM184 136V135H182ZM186 138L188 135H185ZM192 136V135H191ZM239 136V135H238ZM249 136V135H248ZM51 137V136H50ZM71 137H72V145L70 146L69 143H71ZM111 137V135H110ZM141 137V138H143ZM149 137V136H148ZM152 139H153V136H151ZM159 137V135L157 136ZM162 137V135H161ZM161 137H160V140H161ZM173 137V136H172ZM190 138V136H188ZM195 139L194 140H199L201 141L204 137H202V139H199V138H196V135L193 136ZM198 137V136H197ZM37 138V137H36ZM40 138V137H39ZM109 138V137H108ZM147 138V137H145ZM144 138V141L143 144H146L147 147H145V152L146 155H148V152H146L147 150H151L153 148V146L155 145V143H160L161 141H156L155 143H151V142H145L147 139ZM165 137H162V141ZM173 138V139H174ZM178 138H177V141H178ZM221 138V137H220ZM236 138V136H235ZM155 139V138H154ZM153 139V140H154ZM166 139H169L166 138ZM171 139V138H170ZM142 140V139H141ZM150 140V139H149ZM152 140V141H153ZM189 140V139H188ZM185 142L187 144H184L183 141V137H182V141L179 140V142L183 143V144H180L179 145V149L180 147L182 153H180L179 151H176L174 150L173 148H176V144L177 142H175V140H172V141H165L166 142V145H168V147H172V149L175 151L173 152L171 155V158H173L174 160H176V163L177 165L181 164L180 163V160H182L183 158H187L185 157L184 155H182L183 153H189L190 150H193L192 146H193V142L190 143V141L188 142ZM193 140V139H191ZM193 140V141H194ZM229 140V139H228ZM243 140V139H242ZM15 141V140H13ZM198 142V141H197ZM196 142V143H197ZM221 142V141H220ZM78 143V142H77ZM111 143V142H110ZM176 143V144H175ZM190 143V144H188ZM223 143V142H222ZM43 144V143H42ZM41 144V145H42ZM109 144V143H108ZM161 144H165L163 142H161ZM179 144V143H178ZM199 143H197L198 145ZM201 144V142H200ZM200 144H199V147H200ZM203 144V143H202ZM201 144V145H202ZM230 144V145H231ZM136 145V144H135ZM133 145L128 139H124L122 136H120L119 138H116L115 139V143H114V150H119L121 149L122 147H126V146H129V148L132 149V152L131 154L134 155L136 152L138 154V151H137V147ZM140 145H141V142H140ZM157 145V144H156ZM176 147H175V146ZM207 145V144H206ZM219 145H221V143H219ZM109 146V145H108ZM205 145L203 144V147ZM222 146V145H221ZM220 146V147H221ZM157 147V146H156ZM155 147V148H156ZM159 147V146H158ZM218 147V146H217ZM44 148V146H43ZM112 148V147H111ZM99 149V148H98ZM128 149V148H127ZM167 149V148H166ZM171 149V148H170ZM169 149V150H170ZM171 149V150H172ZM194 149H195V146H194ZM201 149V148H200ZM199 149V150H200ZM223 149V148H222ZM88 150V149H87ZM142 150V149H141ZM140 150V151H141ZM196 150V149H195ZM203 150V149H202ZM99 151V150H98ZM97 151V152H98ZM109 151V150H108ZM163 151V150H162ZM164 151H166L164 149ZM163 151V153H164ZM168 151V150H167ZM201 151V150H200ZM39 152V151H38ZM57 152V153H56ZM87 152V151H86ZM95 152V153H97ZM106 152V151H105ZM114 152V151H113ZM152 157H151V160H149V158L147 157V161L149 163H151L152 165V169L149 173H142L141 174V170H140V174H139V171L137 172V174L135 175H132V172L131 170L133 171L134 169L132 168L131 170L128 168L126 162L125 161V164L122 166L123 168V174H116V173H112L111 175L118 179V180H121L123 181V183H128L129 185H137V186H140L143 188V193L144 195H147L145 196L146 197H149V198H154V197H157V198H160V200L162 201V208L161 210L162 211H165L166 209H168L167 207L172 203V200L173 198L175 197V195H177L176 192H174L173 189H171L169 186V190H164L163 188L159 189L161 184L162 183H159L160 181H162V179L160 178H165L168 176V178L170 177L169 175H174L178 170L180 171V169H182V167H180V169H177L175 172H168V171H160L161 169L159 168V162L157 161L161 156H160V153L161 152H158L156 150L153 151L152 149ZM195 152V151H194ZM198 152V151H197ZM202 152V151H201ZM205 152V151H204ZM42 154V152H40ZM61 153V152H60ZM85 153V152H84ZM88 153V152H87ZM94 153V154H95ZM99 153V152H98ZM97 153V154H98ZM117 157L119 156V154L121 153L120 151H115ZM114 153V154H115ZM242 153V154H241ZM193 154V153H192ZM218 154V153H217ZM59 155V154H58ZM136 155V154H135ZM195 155V154H194ZM97 155H95L94 157H96ZM112 157V155H110ZM124 156H127L125 153H124ZM141 156V154H140ZM166 156H169V154ZM184 156V157H182ZM189 156V155H188ZM197 156H198V153H197ZM93 156H91L90 158H92ZM99 157V156H97ZM136 157V156H134ZM182 157V158H181ZM195 157V156H194ZM199 157V156H198ZM197 157V158H198ZM218 157V156H217ZM3 158V159H2ZM113 158V157H112ZM140 158H143L142 156ZM139 158V159H140ZM25 159H27V161H25ZM55 159V158H54ZM60 159V158H58ZM106 159V158H105ZM116 159V158H115ZM189 159V158H187ZM186 159V162H192L191 160L190 161H187ZM191 159V158H190ZM193 159V158H192ZM220 159V158H219ZM125 160V159H124ZM201 160V159H200ZM223 160V159H222ZM233 160V159H232ZM81 161V160H80ZM92 161V159L90 160V162ZM94 161V160H93ZM109 161V160H108ZM113 161V160H111ZM111 161H109V164L111 163ZM116 161V160H115ZM185 161V160H184ZM195 161V160H194ZM214 161V160H213ZM236 161V162H237ZM54 163V161H52ZM70 162V161H69ZM74 162V161H73ZM143 162H146V161H143ZM185 162V163H186ZM197 162V161H196ZM218 162V161H217ZM220 162V161H219ZM230 162V161H229ZM77 163V162H76ZM108 163V162H106ZM172 163V162H171ZM184 166L185 163L182 162ZM190 163H188V165H190ZM194 163V162H193ZM227 163V162H226ZM89 165V163H87ZM113 164V162H112ZM117 164V163H116ZM115 164V165H116ZM238 164V163H237ZM235 164V165H237ZM78 165V164H77ZM82 165V164H81ZM85 165V164H84ZM101 165V164H100ZM166 165V164H165ZM188 165L186 166L187 169L188 168ZM193 165V164H192ZM241 165V166H242ZM117 166V165H116ZM164 166V165H163ZM173 166V165H172ZM171 166V167H172ZM181 166V165H180ZM183 166V168H184ZM194 166V165H193ZM258 166V167H256ZM91 167V166H90ZM101 167V166H100ZM161 167V166H160ZM177 168H179L178 166H175ZM191 167V166H190ZM225 167V166H224ZM236 167V166H235ZM238 167V166H237ZM248 167V166H247ZM138 168V167H137ZM174 168V167H173ZM228 168L229 170L231 169L230 165H228ZM250 168V167H249ZM248 168V169H249ZM48 170V173H49V176L48 177H41V178H35V179H32L31 176H29L26 172L23 174L24 176L21 178L22 180V184H23V187L25 189V192H23V196L21 199L18 198L17 195H14L12 196L13 197V200L11 199H8V203L6 204V207L4 208V213L7 214V216L9 217V219H11V221L13 222H17L19 227L23 230H26L32 223L33 221L36 222H41L43 221L45 224L42 225V227H48V229L50 231L52 230H55L57 232H65L67 234V239L70 240L71 242V246H66L65 248V252L66 253H69V256H72V257H76V251L78 253L79 249L74 246V245H77V241H75V239L73 238V235H72V228L75 229V224H74V220L73 221H70L69 218L65 219V217H63V213H69V214H72L74 215L73 217L75 218H82V214H80L79 212V207L78 205L76 204V208L75 206L73 207V204H72V200L71 201H65V206L64 203L61 201H59V198L57 197V191H58V182L56 180V176L59 175L60 172H55L54 170H52L51 168H46ZM90 169V168H89ZM107 169V168H106ZM109 169V168H108ZM186 169V168H185ZM246 169V167H245ZM247 169V170H248ZM104 170V169H103ZM136 170V169H135ZM172 170V169H170ZM224 170H226L224 168ZM112 170H110L111 172ZM189 171V170H188ZM219 171V170H218ZM97 172V171H96ZM182 172V171H181ZM191 171H189L188 173L190 174ZM223 172V171H222ZM227 172V171H226ZM248 172V171H247ZM179 173V172H178ZM184 174V171L182 172ZM221 173V172H220ZM225 173V172H223ZM260 173V174H261ZM182 174V175H183ZM187 174V172H186ZM188 174V176H189ZM199 174V173H198ZM222 174V173H221ZM195 175V174H194ZM247 175V174H246ZM262 176V177H263ZM83 177V176H82ZM173 177V176H172ZM179 177V176H178ZM196 177V176H195ZM214 177V171H213V174H211L210 178L212 179ZM177 178V177H176ZM216 178V177H215ZM219 179V178H218ZM219 179V180H220ZM112 180V179H111ZM241 181L243 184H238V181ZM177 181V180H176ZM179 181V179H178ZM173 182V181H172ZM184 182V181H183ZM186 182V181H185ZM217 182V181H215ZM170 184V182L168 183ZM183 183H181L182 185ZM229 184V185H228ZM61 185L65 186V185H69L68 182H65V181H62L61 182ZM171 185V184H170ZM185 185V184H183ZM62 186V187H63ZM126 186V185H125ZM179 186V185H178ZM216 186V185H214ZM61 187V186H60ZM217 187V186H216ZM64 188V187H63ZM133 189V188H132ZM161 190L163 193H162V196L160 195V191ZM179 190V189H178ZM210 190V189H209ZM52 192L53 193V196L52 195H48L49 192ZM123 192V191H122ZM128 192V191H126ZM259 192H262V195L261 193ZM20 193V192H19ZM26 193L29 195L27 196ZM135 193V192H133ZM176 193V194H175ZM1 194V193H0ZM137 194V193H136ZM3 195V194H2ZM6 195V194H5ZM60 195V194H59ZM261 196V197H260ZM180 197V196H179ZM31 198H35L34 201L31 200ZM138 198V197H137ZM170 199L169 200V205H168V202H165L167 199ZM182 198V197H181ZM210 198V197H209ZM6 199V198H5ZM180 199V198H179ZM165 200V201H163ZM122 201V200H121ZM135 201V200H134ZM171 201V202H170ZM174 201V200H173ZM176 201V200H175ZM174 201V202H175ZM238 201V200H237ZM119 202V200H118ZM149 202V201H148ZM179 202V201H178ZM258 202V201H257ZM256 202V203H257ZM259 203V202H258ZM0 204L2 205V207H4L5 204H2L0 202ZM63 204V205H62ZM79 205H80V202H79ZM167 205V206H166ZM178 205V204H177ZM237 205V202H235L234 200H231L228 202V204H224L223 205V208L225 210H227V213L226 215H224V218H219V219H215V215L212 213V212H207L205 213L204 216L207 217V219L209 221H206L204 222L201 218H196V217H186L184 218L185 220L183 222H181L179 225H178V228L176 231V233L178 234H175L176 236L170 240H168L166 243L164 240H161L160 241V247L159 248V252L163 255V257H165L166 259H171V260H180L178 262V264H222L221 260H216L215 259V254L216 252H218V248L216 247V244L215 243H219L221 242L222 244L221 245H225V242L227 241L228 237H225L224 240H218L216 242V238H215V234L212 233V229L214 228V224L215 226H218L220 225L221 226H224L225 227V230L228 232V234H232V236H235L234 237V242L235 239H236V234H241L243 233V231H246V236H243L244 238H246L247 240L251 239L252 238V234L250 233L251 231H254V229L251 227V226H246L244 225V221H250V222H253V220H251V218L253 217L254 219H256L257 221V224L260 225V230L264 229V219L262 216H264L262 214V212H257L256 210L253 212V210L251 209H247V210H251L249 212L248 215H244L243 217H239V212H237L236 210H238V208L235 210V206ZM243 205V206H244ZM253 205V204H252ZM252 205H250L252 207ZM140 206V205H139ZM204 206V205H203ZM248 206V205H247ZM249 206V208H250ZM261 206V205H260ZM1 207V208H2ZM170 207V206H169ZM175 207V206H174ZM187 207V206H185ZM166 208V209H165ZM244 208V207H243ZM263 208V207H262ZM29 209H32L31 211L33 213H41V217L39 220H33L31 221L29 218H28V210ZM135 209V208H134ZM172 209V208H171ZM175 209V208H174ZM173 209V210H174ZM178 209V208H177ZM262 210V209H261ZM264 210V208H263ZM145 211V210H144ZM161 211V212H162ZM171 211V210H170ZM181 211L182 208H181ZM196 211V210H195ZM211 211V210H210ZM239 211V210H238ZM242 211H245V210H242ZM194 212V211H193ZM201 212V210H200ZM164 213V212H163ZM170 213V212H169ZM183 213V212H182ZM177 214V213H176ZM181 214V213H180ZM209 216H208V215ZM68 215V214H67ZM155 215H157L155 213ZM169 215V214H168ZM182 215V214H181ZM190 215V214H189ZM71 216V215H70ZM69 216V217H70ZM166 216V215H165ZM164 216V217H165ZM173 216V215H172ZM177 215H175L176 217ZM179 216V215H178ZM201 216V215H200ZM72 217V218H73ZM71 218V219H72ZM84 221L86 220V222L81 225L82 227V230H83V240L84 242L87 244V246H91L92 250H94L98 255H103V254H107L108 252L110 253V248H111V238L108 234V232L104 235L105 238H103V236L100 238V236L102 235L101 233H96L95 232V237L93 238V236H91V233L93 232V235H94V231H96V227L95 226H92L93 224H91L88 220H90V217L88 218H84ZM136 219V218H135ZM167 219V218H166ZM2 221V218L0 219ZM78 220V219H77ZM162 220V219H161ZM175 218H169L166 220V222L168 223V226L166 227V230L165 231H170L171 227L170 226L171 224H173L175 222ZM183 220V219H182ZM205 220V219H204ZM136 221V220H135ZM81 222H83V220H81ZM156 222V221H155ZM158 222V221H157ZM160 222V221H159ZM165 222V223H166ZM73 223V224H72ZM78 223V221H77ZM166 223V224H167ZM2 224V223H1ZM69 224H72L71 226ZM151 224L150 220H147V219H144V220H138L137 219V223L135 224V230L136 232L138 233V237H139V240H141L142 238L141 237V233L143 231H145L148 226ZM161 224V223H160ZM35 225V224H34ZM162 225V224H161ZM98 226V225H97ZM156 226V225H155ZM160 226V225H159ZM165 226V224H164ZM0 231L2 232V226L0 225ZM161 227V226H160ZM159 227V228H160ZM177 227V226H176ZM200 227L202 228V231L206 234L205 237L201 236L202 238H198L197 237V228ZM18 228V227H16ZM79 228V227H78ZM222 228V227H221ZM19 229V228H18ZM46 229V228H45ZM162 229V228H161ZM160 229V230H161ZM248 229H252L249 231H247ZM134 230V229H133ZM162 231V230H161ZM38 232V231H37ZM173 232V231H172ZM4 233V232H3ZM145 233V232H144ZM143 233V234H144ZM164 233V231H163ZM258 234H260L259 232H257ZM50 234V233H49ZM76 234V232H75ZM74 234V235H75ZM104 234V233H103ZM120 234V237L121 236V233ZM153 234V233H152ZM151 234V235H152ZM157 234V233H156ZM2 235V234H1ZM28 235V234H27ZM64 235V234H63ZM201 235V234H200ZM39 236V235H38ZM164 236V235H163ZM3 237V236H2ZM0 237V243H4L7 245V239H4ZM150 237V236H149ZM148 238V237H147ZM146 238V240H144L141 244V246H145V247H148L149 244H153V243H150L152 240H148ZM169 238V237H168ZM171 238V237H170ZM54 238H52L51 242L49 241H44V239H41L40 240V244L39 245H36L38 246L39 248H42V250L38 253L37 257H36V264H41L44 260L42 259V256H46L47 258H50L49 257V250H54L56 251L57 249L54 247L53 245V240ZM66 239V241H67ZM82 239V238H81ZM123 239V238H122ZM157 239V238H156ZM164 239V237H163ZM241 239V237H240ZM11 240V239H10ZM56 240V239H55ZM107 240H110L109 243ZM158 240V239H157ZM9 241V240H8ZM37 241V239H36ZM81 241V240H80ZM92 241H93V244H92ZM156 241V240H155ZM173 242V243H172ZM12 243V242H11ZM128 243V242H127ZM172 243V244H171ZM210 243H212L211 245H209ZM237 243V242H236ZM3 244V245H4ZM10 244V243H9ZM122 244V243H121ZM3 245L0 246V249L3 248ZM226 245H228L226 243ZM5 246V245H4ZM32 246V245H31ZM12 249L15 250V251H19L20 250V247L18 245H13L12 244ZM212 247V249H211ZM226 247V246H224ZM144 248V247H142ZM240 249H244L243 251H246L247 253L249 254H254V255H258V262L259 264H264V247H261V248H252L251 246L249 245H246L245 241L241 243V245L239 246ZM150 249V248H149ZM9 250V248H8ZM63 250V248H62ZM21 252V251H19ZM174 253V255H172ZM112 254V253H111ZM6 255V254H5ZM78 255H84L86 257V264H94L92 261H94L92 259V256H89L87 253H79ZM223 255V253H222ZM221 255V256H222ZM256 255V256H257ZM68 256V257H69ZM174 256V257H173ZM17 257V256H16ZM242 258V257H241ZM157 259V258H156ZM246 259V258H245ZM30 260V259H29ZM65 260V259H64ZM63 260V261H64ZM160 260V259H158ZM156 260V261H158ZM163 260V259H162ZM170 260V261H171ZM232 260V259H231ZM55 261V259H54ZM53 262V261H52ZM56 262V261H55ZM54 262V263H55ZM27 264H28V261H27ZM70 264V263H69ZM162 264H165V262L163 263L162 261ZM171 264H177L175 261L174 263L172 262ZM223 264H232L230 263L229 261H227V263H223ZM235 264V263H234ZM236 264H251L250 261L248 260L247 262H244V261H241V262H237Z\"/></svg>",
  "mask_w": 264,
  "mask_h": 264
}]
</instances>
